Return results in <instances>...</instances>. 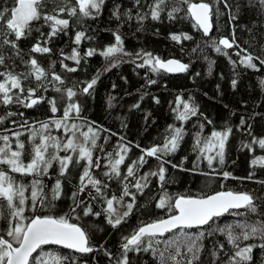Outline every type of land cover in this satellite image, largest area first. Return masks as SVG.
<instances>
[{"label": "trees", "instance_id": "1", "mask_svg": "<svg viewBox=\"0 0 264 264\" xmlns=\"http://www.w3.org/2000/svg\"><path fill=\"white\" fill-rule=\"evenodd\" d=\"M198 2L201 0H190V3ZM203 2L213 4V30L210 35H206L197 25L188 11L189 4L181 3L180 0H165L164 10L156 20L151 18L150 11V5L154 0H139V3L136 0H105L99 14L97 15L96 10H92V15L88 17H84L79 12L77 0H44L42 14H57L54 11L57 7H77L75 16H70L67 11L58 14L59 18L69 20L68 28L50 36L51 22H45L42 15L40 20L32 22L31 33L17 41L18 48L14 49L10 45L0 47V54L4 56L0 73L12 72L20 76L24 88L23 93L18 89H12L10 94L14 98L19 95L23 99L28 95L27 90L34 88L38 90L33 98L45 97L44 102L31 108L25 107L23 103L7 105L0 103V117H5L0 123V136H9L12 149L16 150V137L12 133H22L20 140L24 142L25 148L21 159L24 164L31 160L32 129H39L43 122L62 118L64 109L70 103H78L80 113L79 116L75 112L71 114V118L67 121L69 125L88 122L93 127L104 130L100 133L93 154L94 161L99 156L101 167L93 168V175L108 185L105 192L109 198L113 194L116 196L122 194L121 180L126 175V166L143 154L141 149L162 144L169 135V125L182 126L185 132L179 149L164 157L171 163L164 164L167 171L163 188L157 176L149 177L148 187L136 195L132 214L126 222L116 228L107 223L106 214L103 212V208L106 207L103 199L98 197L93 201L88 196V192L96 195L91 186L84 193H80L77 199H83L86 204H91L93 211L101 212V215L85 216L82 210L84 205L77 208L75 213L72 212V194L77 191L85 161H81L79 166H70L64 176L60 175L59 164L54 162L48 169L47 175L42 177L12 172L7 165L0 164V169L8 173L17 186L30 185L34 178L42 179L45 185L44 192L49 199L56 180H61L62 195L60 199L52 201L54 206L49 207L48 200L45 201L44 206H40L37 202V207L33 211L31 199L26 201L24 212L28 217L26 223L36 215L65 216L69 223H77L85 228L90 244L94 248L100 249L103 246V249H107L112 254L109 256L102 250L81 254L58 245H46L42 246L33 257L43 251L53 256L74 257L75 264H115V259L121 252L123 237L131 235L135 229L144 224L175 214V209L169 211L156 206L164 192H167L173 201L179 196L205 197L223 190L245 192L260 198L255 201L258 214L246 213L245 209L231 210L214 218L215 222H210L211 227L206 225L201 228L183 229V233L193 238L203 232V237L196 242L198 247L200 245L203 247L197 253L199 259L193 260V253L187 251L186 245L182 246L181 255L176 257L180 264H188L190 260L192 264H226L234 249L227 242L225 234L216 229L234 226L246 219L249 222L264 219V215H261L264 214V184L259 183L264 181V165L251 163L252 160L264 156V149L253 142L254 138L256 140L264 138V84L261 83L264 81V65L254 60L257 68L253 69L239 63L240 57L246 54L241 49H246L247 53L264 59V9L261 8L258 0L251 2L227 0V7L223 0L219 4L214 3V0H203ZM15 3L16 0H0V10L4 7L11 8ZM173 7H179L181 11L174 13V18L170 19L168 12ZM230 11L236 15L235 20L230 19ZM117 12L119 18L114 15ZM126 12H130L131 18L125 15ZM138 15H145V19L138 20ZM233 28L236 44L239 47L234 45L231 49H223L221 46L222 52H216L213 42H218L221 38H228L231 41ZM78 32H84L85 36L77 45L75 36ZM116 34H119L123 40L124 52L131 55L120 53L106 59L100 53L115 44ZM173 36H178L180 39H173ZM186 36H190L191 39H186ZM8 38L15 39L14 36ZM37 43L41 47L50 48L51 51L48 53L32 51ZM73 49H76L82 57L79 64L66 59ZM89 49H95L96 52L93 56L85 58V53ZM223 51H227L228 55L225 56ZM141 52L151 53L163 60L176 58L188 65V68L177 74L164 71L153 73L147 66L138 67L142 60L136 54ZM237 52L240 53L239 56L235 54ZM31 59H36L38 65L49 73L48 80L44 81L47 91L38 88L40 82L36 81L34 76L23 78L24 74L31 71ZM61 61L77 70L67 71ZM233 61L236 62L235 65ZM53 62H55L54 67H52ZM112 63H116V66L111 67ZM51 72L61 76L63 85L50 82ZM97 76V83L94 89L90 90L91 95L81 94L80 89L85 86V82H90ZM5 79V76L0 75V82ZM149 80H155L156 83H149ZM233 80H236L235 88L232 85ZM55 87H60L61 91H55ZM66 88H73L77 95L69 99L64 91ZM53 98L58 109L55 113L51 111L48 103V100ZM178 98L182 101L181 110H183V102H187L190 106L197 107V115L185 122L176 120L173 109L177 107ZM28 102L30 101H25ZM8 113L13 115L9 116ZM242 118L245 120L244 125H240ZM208 121L211 123L209 124ZM201 124L204 125L202 130ZM226 126L232 128V133L226 144L225 164L221 166L214 161L213 167L209 168L207 161L201 157L198 167H195L197 157L200 155L199 149L195 148L197 133H201L203 139L209 137L214 130L223 131ZM82 131H87L86 123ZM45 134L58 137L62 142H66L71 135V133L66 134L63 128L57 129L54 124H50ZM39 142L40 137L37 136L35 143ZM121 143L130 147L131 151L128 152L124 164L120 166L121 178L109 179L103 175L109 171L107 153H113L115 158L118 145ZM3 144L4 142L0 140V146ZM136 145L140 147L137 148ZM52 151L53 149L49 148V152ZM68 154L71 153L59 152L60 156ZM207 154L214 155L215 152ZM145 159L148 163L139 169L135 179H139L145 173L158 170L159 161L154 157H145ZM224 171L231 175L224 178L222 175ZM249 176L252 178L249 179ZM135 179L129 177V182L134 183ZM30 191L29 188L25 195L30 197ZM130 191L136 190L130 188ZM130 200V197H125L124 203ZM0 204L4 205L0 209L4 217H9L10 210L6 202L0 200ZM7 227L8 220L0 218V234H4ZM180 235L181 230L177 229L165 234L161 239ZM5 239L11 240V237L5 235ZM251 243L260 244L261 241L253 238L241 242V247ZM220 244L224 245L223 251L219 249ZM163 247L161 243L160 248ZM213 253H218V256ZM128 255L131 264H159L158 257L152 254L151 249L147 252H130ZM165 255L168 256L169 253L166 252ZM252 257L251 264H264V249L254 248ZM66 264L73 262L69 260ZM168 264L173 262L168 261Z\"/></svg>", "mask_w": 264, "mask_h": 264}, {"label": "snow or ice", "instance_id": "2", "mask_svg": "<svg viewBox=\"0 0 264 264\" xmlns=\"http://www.w3.org/2000/svg\"><path fill=\"white\" fill-rule=\"evenodd\" d=\"M105 0H77L79 12L84 17L92 15V10H96L99 14ZM139 3V0H136ZM181 3H188V11L195 18L197 25L203 29L205 34H208L212 29V15L213 4L205 3L201 0L200 3H190V0H180ZM221 0H214V3L219 4ZM227 7V0H223ZM251 2V0H250ZM261 8L264 9V0H258ZM44 6V0H16L15 6L11 8L4 7L0 10V47L3 45H10L12 48H18L17 41L30 34L32 31L31 24L33 21H38L42 18L45 22H51L50 36L56 35L59 31L67 29L69 26L68 19L59 18V13L67 11L70 16L77 15V7H57L54 11L57 14H42L41 9ZM165 0H154V3L150 5L151 18L156 20L160 18L161 12L164 10ZM181 11L179 7H173L168 12L169 18H174V13ZM217 14L219 9L217 8ZM119 18V14L114 13ZM126 16L131 18L130 12L125 13ZM138 20H144L145 15H138ZM230 19L235 20L236 15L230 11ZM14 36L15 39H9L8 37ZM85 36L84 32H78L75 36V43L78 45L82 38ZM173 39H180L178 36H173ZM186 39H191L190 36H186ZM215 51L220 53L223 49H231L239 47L236 44L235 29L233 28V38L230 41L228 38H221L218 42H213ZM32 51L39 53H48L51 51L48 47H41L39 43L33 46ZM246 54L240 57L239 63L248 68H257V64L254 60L259 61L261 65H264V59L260 56H253L251 53H247L246 49H241ZM95 49H89L85 53L86 57H91L95 54ZM131 55L125 53L123 48V40L119 34L115 35V44L107 47L100 54L106 59L115 57L117 54ZM225 56L228 55L227 51H223ZM240 55L239 52L235 53ZM19 55V52H17ZM136 56L142 60V63L138 67H149L153 73L164 72H183L186 71L188 65L179 62L178 60H163L158 56H153L148 52L137 53ZM80 54L73 49L71 55L66 59L75 61L77 64L81 60ZM230 59V58H229ZM63 67L69 72H75L76 68H70L68 65L63 64ZM235 65V61L232 62ZM4 64V56L0 54V65ZM31 71L24 74L23 78L27 79L29 76H34L35 80L40 82L38 88H43L47 91V87L44 81L48 80L49 73L40 67L36 59L30 61ZM53 62L52 67H54ZM116 63H112L111 67H115ZM107 70V69H106ZM211 70V66H210ZM6 77L3 82H0V103L5 105L12 103H23L25 107H33L39 103L44 102L45 97H35V93L38 89L29 88L27 90L28 95L21 99L19 95L15 98L11 93L12 89H18L20 93L24 92L22 87L21 77L14 75L12 72L0 73ZM98 80V76L94 77L90 82H85V86L80 89L81 94L91 95L90 90L94 89ZM57 82L63 85L64 81L61 76L55 72H51V81ZM149 83H156L155 80H149ZM264 84V81H261ZM232 85L235 88L236 80L232 81ZM55 91L60 92V87H55ZM67 97L71 99L76 96L77 93L73 88H66ZM25 101H30L25 103ZM159 101L157 100V103ZM51 106V111L55 113L58 109L56 107L55 99L48 100ZM182 101L178 98L177 107L173 109L176 113V120L185 122L192 116H196L198 109L195 106H190L189 103L183 102V110L180 108ZM111 106V105H110ZM139 107V105H134ZM75 112L77 116L80 113V105L78 103H70L64 109L63 117L54 121L43 122L39 129L33 128L31 131L30 139L33 141V148L31 153V160L29 163L24 164L21 157L23 156V150L25 148L24 142L20 140L21 132H13L12 135L16 137V150L12 149L10 137L7 135L0 136V140L4 142L3 146H0V164L7 165L12 172L21 173L23 175H31L34 177H42L47 175L48 169L52 167L54 162L59 164L60 175L64 176L70 166H79L81 161H85L82 174L80 175L79 185L77 191L73 192V207L72 212L75 213L77 208L83 207V214L85 216L94 215L100 216L101 212H94L91 204H86L83 199H77L80 193H84L85 190L91 186L95 190L96 195H92L88 192V196L95 201L98 197L103 199L106 207L103 208V212L106 214L107 223L113 228L120 226L126 222L127 218L132 214L135 207L137 193H142L145 188L148 187L149 177L157 176L161 182V188L166 182V168L164 164L171 163L169 160H165L164 157L176 152L184 138V128L176 127L175 125L168 126L169 135H167L162 144L152 145L149 148L141 149L142 155L136 160H133L131 164L126 166V175L122 177V194L116 196L113 194L110 198L107 196L105 189L108 185L97 179L93 175V168L99 169L101 167L100 158L97 156L95 161L93 159L94 150L97 148V140L100 138L102 128L93 127L91 123L84 122L80 125L71 124L67 121L71 118V114ZM9 116L13 113H8ZM22 115V114H21ZM5 117H0V123L3 122ZM13 123H15L13 121ZM87 124V131H82L84 124ZM210 124L211 121H208ZM50 124H54L57 129L63 128L64 132L71 133L66 142H62L60 138L45 134L49 130ZM245 120L242 118L240 125H244ZM24 125H22L23 127ZM204 125L201 124L200 128L203 129ZM250 127V126H249ZM232 133V128L226 126L223 131H212L209 137L202 139L201 133H197L195 138V148L199 149L200 155L197 157L195 167H198L201 157L207 161L209 168L213 167L214 161H217L219 165L225 164V150L229 136ZM79 134V136H77ZM40 137V142L35 143L36 137ZM254 143H258L259 147L264 149V138L256 140ZM203 144V147H201ZM139 148V145H136ZM244 147H251V145H244ZM49 148L53 151L49 152ZM195 150V149H194ZM71 153L65 156H60L59 152ZM101 151L103 148L101 147ZM131 149L126 144L121 143L118 145V151L115 158L113 153H107V163L109 171L103 175L109 179L121 178L120 166L124 164L128 152ZM215 152L214 155L207 154ZM75 160H74V155ZM145 157H154L159 161L157 171H151L140 176L139 179H135L137 172L141 167L148 163ZM185 160L187 157L184 158ZM253 165H264V156L252 160ZM177 167L176 165H172ZM224 178H228L231 174L227 171L222 173ZM129 177L135 179L134 183L129 182ZM252 177L249 176V179ZM264 184V181H259ZM45 185L42 179L34 178L30 185L20 184L17 186L11 176L5 171L0 169V200L6 202L7 208L10 210L9 217H4L3 211L0 210V218L8 220V227L4 234H0V264H66L67 261L72 260L75 264L74 257H60L53 256L51 253H45L41 251L40 254L33 257V254L41 249L44 245H62L67 249L74 250L77 253L87 254L97 250L104 251L107 255L112 254L107 249L94 248L90 244V238L85 230L79 224L69 223L68 218L65 216L54 217L51 215L35 216L30 219V222L25 223L28 217L24 215L26 201L31 199V208L35 211L37 202L40 206L45 205V201L48 200V206H54L52 201L60 199L62 195V183L60 179H57L54 187L52 188L51 199L44 192ZM30 188V197L25 195V192ZM130 188H134L136 191H130ZM130 197V202L124 203V198ZM259 197L249 193H234L232 191H221L214 195L207 196L205 198H194L179 196L174 201L167 192H164L158 200L157 207L161 209H168L169 211L175 209V214L169 215L166 219H158L151 223L144 224L135 229L131 235L123 237V243L121 244V252L118 258L115 259V264H131L129 260L130 252H147L150 249L152 254L158 257L159 264H168V261H172L173 264H180L176 260V257L181 255V247L187 246V251L193 253V260H198L197 253L201 250L203 245L197 246V241L200 240L204 233L201 232L199 236L189 237L188 234L183 233L185 228L203 227L208 225L211 227L210 222L214 223V218L220 217L225 213L234 209H245L246 213L258 214V206L255 202ZM4 205L0 204V209ZM264 215V214H261ZM180 229V236H173L169 239H161L167 233H172L174 230ZM216 231L225 234L227 242L232 245L234 251L231 256L228 257L226 264H251L253 259L252 252L254 248L264 249V219L255 220L249 222L247 219L243 222H238L236 225H229L224 228H217ZM11 237V240L5 239ZM258 238L260 244H246L241 247V242L249 241L250 239ZM190 241V242H189ZM163 243V249L160 248ZM220 251L224 250V245H219ZM195 250V251H194ZM174 251V254L172 252ZM169 255L166 256L165 253ZM218 256V253H213ZM188 264H192L190 260Z\"/></svg>", "mask_w": 264, "mask_h": 264}, {"label": "water", "instance_id": "3", "mask_svg": "<svg viewBox=\"0 0 264 264\" xmlns=\"http://www.w3.org/2000/svg\"><path fill=\"white\" fill-rule=\"evenodd\" d=\"M198 3H200V2H198ZM194 20H195V18H194ZM196 22V21H195ZM212 25H213V21H212ZM201 30L203 31V29L201 28ZM212 30H213V26H212V29L210 30V32L208 33V34H206V35H210L211 33H212ZM204 32V31H203ZM167 60H169V59H167ZM167 60H165V61H167ZM171 60H178V59H176V58H171ZM179 62H181V63H183V64H185L184 62H182V61H180V60H178ZM169 73V72H168ZM177 73H181V72H172L171 74H177ZM224 192H227V191H232V190H223ZM219 192H221V191H219ZM232 192H234V191H232ZM216 193H218V192H216ZM216 193H214V194H216ZM234 193H245V192H234ZM214 194H211V195H214ZM210 196V195H209ZM191 197H194V198H205V197H207V196H205V197H197V196H191ZM234 210H240V209H234ZM36 216H40V215H36ZM35 217V216H34ZM42 217V216H41ZM167 218V217H166ZM166 218H163V219H166ZM30 222V221H29ZM75 224H77V223H75ZM148 224V223H147ZM81 226V225H80ZM206 226V225H205ZM205 226H203V227H205ZM82 227V226H81ZM193 228H197V227H193ZM201 228V227H200ZM177 230V229H176ZM44 246H46V245H44ZM58 246H61V247H64V246H62V245H58ZM39 250V249H38ZM37 250V251H38ZM71 250V249H70ZM74 251V250H73ZM37 253V252H36ZM36 253H34L33 254V256L36 254Z\"/></svg>", "mask_w": 264, "mask_h": 264}, {"label": "rangeland", "instance_id": "4", "mask_svg": "<svg viewBox=\"0 0 264 264\" xmlns=\"http://www.w3.org/2000/svg\"><path fill=\"white\" fill-rule=\"evenodd\" d=\"M25 223H26V221H25Z\"/></svg>", "mask_w": 264, "mask_h": 264}, {"label": "bare ground", "instance_id": "5", "mask_svg": "<svg viewBox=\"0 0 264 264\" xmlns=\"http://www.w3.org/2000/svg\"><path fill=\"white\" fill-rule=\"evenodd\" d=\"M126 140V139H125Z\"/></svg>", "mask_w": 264, "mask_h": 264}]
</instances>
